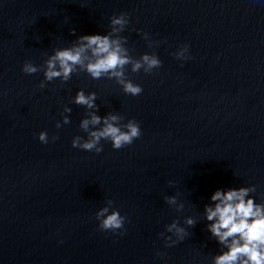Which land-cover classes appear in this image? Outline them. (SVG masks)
Wrapping results in <instances>:
<instances>
[{"label":"water","instance_id":"obj_1","mask_svg":"<svg viewBox=\"0 0 264 264\" xmlns=\"http://www.w3.org/2000/svg\"><path fill=\"white\" fill-rule=\"evenodd\" d=\"M122 12L130 57L161 60L151 73L126 66L139 95L79 70L40 89L42 72L21 71L107 33ZM185 44L191 58L175 59ZM80 89L96 93L98 115L136 120L141 136L119 150L101 141L99 154L72 148L87 138L84 108L69 103ZM64 106L70 123L56 129ZM40 131L58 138L41 144ZM249 185L264 203V0H0V264H211L220 248L203 207L218 188ZM109 199L126 217L122 235L97 227ZM185 216L196 225L165 248L158 234Z\"/></svg>","mask_w":264,"mask_h":264},{"label":"clouds","instance_id":"obj_2","mask_svg":"<svg viewBox=\"0 0 264 264\" xmlns=\"http://www.w3.org/2000/svg\"><path fill=\"white\" fill-rule=\"evenodd\" d=\"M128 24L127 13L113 15L109 18L110 30L107 33L81 35L68 47L53 48L41 65L25 61L21 71L26 75L42 72L43 79L38 84L40 89L54 79L63 84L79 70L93 80H115L124 94L137 96L142 88L125 77L126 66L130 65L132 72L143 69L145 73H151L161 66V60L151 53H142L137 60L130 57L124 46L127 40L120 35ZM72 34H75L74 30ZM142 38L147 39L148 34L143 33ZM171 55L180 61L191 58L187 44L179 46ZM96 100L95 92L86 93L83 89L77 90L71 98L70 104L85 110V118L80 120L79 127L87 134V138L74 136L71 139L72 148L99 154L103 151L101 141L109 142L112 149L119 150L141 136L140 125L134 119L121 124V117L117 114L98 115ZM71 111L70 107H63L61 119L55 123L56 129L70 123ZM57 138L56 135L49 138L45 131L36 135L41 144H48L50 140L55 142ZM168 183L171 186L173 182ZM255 191L254 185L218 188L209 196V203L204 205L201 215L206 221L205 230L220 248L218 254L212 256L211 264H264V203L254 200L251 194ZM163 200L176 212L185 207L183 202L178 201V195H166ZM95 220L100 231L123 234L126 217L113 207L112 200H106L104 206L95 212ZM196 223L197 219L192 216L183 218V226L173 219L158 234L163 246L170 248L182 242L189 235L187 229ZM156 255L164 256L159 250Z\"/></svg>","mask_w":264,"mask_h":264}]
</instances>
